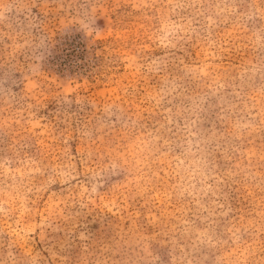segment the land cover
<instances>
[{"label": "rangeland", "instance_id": "1", "mask_svg": "<svg viewBox=\"0 0 264 264\" xmlns=\"http://www.w3.org/2000/svg\"><path fill=\"white\" fill-rule=\"evenodd\" d=\"M0 264H264V0H0Z\"/></svg>", "mask_w": 264, "mask_h": 264}]
</instances>
